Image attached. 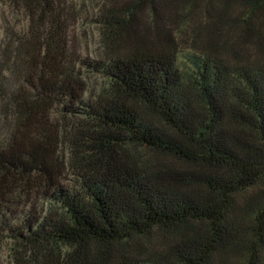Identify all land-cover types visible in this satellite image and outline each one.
Wrapping results in <instances>:
<instances>
[{
	"label": "trees",
	"instance_id": "obj_1",
	"mask_svg": "<svg viewBox=\"0 0 264 264\" xmlns=\"http://www.w3.org/2000/svg\"><path fill=\"white\" fill-rule=\"evenodd\" d=\"M99 1L4 0L0 264H264V0Z\"/></svg>",
	"mask_w": 264,
	"mask_h": 264
},
{
	"label": "rangeland",
	"instance_id": "obj_2",
	"mask_svg": "<svg viewBox=\"0 0 264 264\" xmlns=\"http://www.w3.org/2000/svg\"><path fill=\"white\" fill-rule=\"evenodd\" d=\"M71 6L74 8V10L77 12L76 15V23L71 27V31L73 36L76 39V42L79 43V45L82 48V54L85 56L87 54L94 55L97 52L100 51L101 47V40L99 35L98 27L92 23V17L96 14L99 6L100 1L99 0H70ZM196 11V13H195ZM194 11L195 16L192 18L191 21H200L204 20L206 18V14L203 13V9L196 8ZM185 10L183 9L181 11L182 16L185 14ZM259 18L257 17V22L263 24L262 30L264 34V15L258 14ZM186 17V16H185ZM25 20V16L22 13L12 12L10 7L5 4L4 0H0V24L6 25V24H19L23 25V22ZM149 21V20H148ZM185 19H181L179 22L178 27L185 31L186 29L189 30V26L192 25L193 22L186 21ZM180 37L184 38L185 40H190L191 36L193 37V34H179ZM184 44V45H183ZM182 46V54L179 58V67L180 70H182L185 74L186 72H190L188 68L189 61L187 60L185 54H189L191 50L188 48V45L183 43ZM86 78L90 80V86H93L94 84H104L106 81L101 77H96L95 75H86ZM9 246H6L4 250L1 253V258L4 262L9 261Z\"/></svg>",
	"mask_w": 264,
	"mask_h": 264
}]
</instances>
